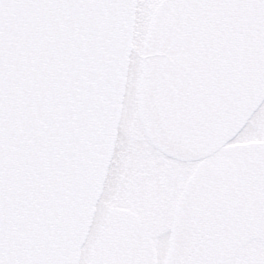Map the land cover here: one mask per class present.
Here are the masks:
<instances>
[{"label": "rangeland", "instance_id": "rangeland-1", "mask_svg": "<svg viewBox=\"0 0 264 264\" xmlns=\"http://www.w3.org/2000/svg\"><path fill=\"white\" fill-rule=\"evenodd\" d=\"M80 264H264V0H138Z\"/></svg>", "mask_w": 264, "mask_h": 264}, {"label": "water", "instance_id": "water-1", "mask_svg": "<svg viewBox=\"0 0 264 264\" xmlns=\"http://www.w3.org/2000/svg\"><path fill=\"white\" fill-rule=\"evenodd\" d=\"M138 0H0V264H79Z\"/></svg>", "mask_w": 264, "mask_h": 264}]
</instances>
